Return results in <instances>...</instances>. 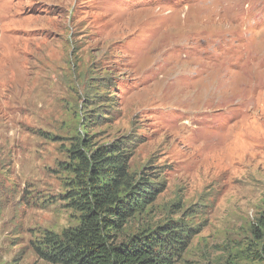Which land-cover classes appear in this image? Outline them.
I'll return each instance as SVG.
<instances>
[{
	"label": "rangeland",
	"instance_id": "obj_1",
	"mask_svg": "<svg viewBox=\"0 0 264 264\" xmlns=\"http://www.w3.org/2000/svg\"><path fill=\"white\" fill-rule=\"evenodd\" d=\"M129 141L161 190L125 235L168 220L175 264H264V0H0V264L79 214L72 142Z\"/></svg>",
	"mask_w": 264,
	"mask_h": 264
},
{
	"label": "trees",
	"instance_id": "obj_2",
	"mask_svg": "<svg viewBox=\"0 0 264 264\" xmlns=\"http://www.w3.org/2000/svg\"><path fill=\"white\" fill-rule=\"evenodd\" d=\"M68 153L65 165L72 176L64 198L78 212L79 221L62 233L46 232L35 242L36 253L58 264H175L192 238L177 221L124 234L130 220L161 191L144 173L130 170V142L91 147L78 138ZM258 222L264 230V219Z\"/></svg>",
	"mask_w": 264,
	"mask_h": 264
}]
</instances>
